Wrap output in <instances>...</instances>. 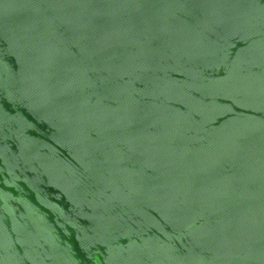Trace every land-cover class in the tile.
<instances>
[{
  "label": "water",
  "instance_id": "obj_1",
  "mask_svg": "<svg viewBox=\"0 0 264 264\" xmlns=\"http://www.w3.org/2000/svg\"><path fill=\"white\" fill-rule=\"evenodd\" d=\"M0 264H264V0H0Z\"/></svg>",
  "mask_w": 264,
  "mask_h": 264
}]
</instances>
